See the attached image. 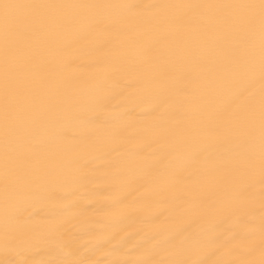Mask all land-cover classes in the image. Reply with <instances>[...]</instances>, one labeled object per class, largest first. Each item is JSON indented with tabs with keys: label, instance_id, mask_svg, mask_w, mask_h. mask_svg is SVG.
I'll use <instances>...</instances> for the list:
<instances>
[{
	"label": "bare ground",
	"instance_id": "bare-ground-1",
	"mask_svg": "<svg viewBox=\"0 0 264 264\" xmlns=\"http://www.w3.org/2000/svg\"><path fill=\"white\" fill-rule=\"evenodd\" d=\"M0 264H264V0H0Z\"/></svg>",
	"mask_w": 264,
	"mask_h": 264
}]
</instances>
